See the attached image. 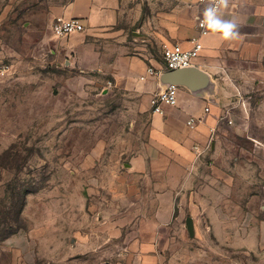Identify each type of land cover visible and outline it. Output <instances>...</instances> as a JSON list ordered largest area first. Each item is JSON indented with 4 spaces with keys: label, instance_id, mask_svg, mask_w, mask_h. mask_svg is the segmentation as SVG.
<instances>
[{
    "label": "rangeland",
    "instance_id": "rangeland-1",
    "mask_svg": "<svg viewBox=\"0 0 264 264\" xmlns=\"http://www.w3.org/2000/svg\"><path fill=\"white\" fill-rule=\"evenodd\" d=\"M71 1L0 0V232L22 227L0 241V264H139L140 253L126 246L135 221L117 225L113 216L140 201L143 184L133 183L130 167L151 147L154 113L97 71L93 53L64 51L52 26ZM141 22L116 28L132 53L163 62L153 41L142 47ZM82 33L96 47L104 38ZM234 79L220 155L201 157L196 172L204 182L230 181L217 187L215 206L243 234L215 235L203 219L191 237L188 203L182 233L167 235L165 250L142 253V264H264V60ZM116 226L120 237L111 233ZM85 243L99 250L81 252Z\"/></svg>",
    "mask_w": 264,
    "mask_h": 264
},
{
    "label": "crops",
    "instance_id": "crops-1",
    "mask_svg": "<svg viewBox=\"0 0 264 264\" xmlns=\"http://www.w3.org/2000/svg\"><path fill=\"white\" fill-rule=\"evenodd\" d=\"M127 2H69L58 17L82 19L86 32L104 36L101 39L104 42L96 47L87 41L84 33H74L61 40L64 51L94 54L97 71L111 79L115 87L140 96L150 106L152 95L162 89V83L159 77H148L145 81L140 77L150 66L161 69L163 62L132 53L124 28H116L122 20L129 24L142 20L139 32L144 48L147 41H153L160 51L173 44L191 49V41L199 38L203 50L195 66L206 75L201 90L192 92L179 86L177 105H165L163 114L153 115L151 147L134 158L131 167L128 165L133 183L140 182L144 190L135 206H129L122 215L116 211L118 215L113 216V220H117V225L122 219L130 223L135 221L128 232L130 242L126 246L128 251L140 253L139 264H142V253H151L156 248L163 251L166 246L163 239L167 235L173 230L182 233L177 225L184 218V205L188 203H191L194 229L199 230V221L206 219L215 235L243 234L242 227L232 224L231 214L215 206L220 194L217 187L220 183L229 187L230 181L219 182L216 177L208 176L204 182L196 170L199 172L202 158L213 159L220 155L219 139L224 132L221 121L228 104V91L235 84L234 77L245 73L249 63L264 60V0H232L225 18L235 19L240 24L242 38L235 41H222L218 34L210 31L200 34L197 16L205 4H199L198 0H139L133 5ZM111 38L114 41H110ZM193 117L197 120L191 126L188 122ZM213 129L218 130L214 136ZM212 139L216 142L211 143L210 150L199 156L194 147L203 151ZM153 176L155 179L151 180ZM137 178L143 179L136 181ZM122 232L119 226L111 231L115 237H120ZM82 246L81 252L99 250L98 244ZM159 257L161 260V255Z\"/></svg>",
    "mask_w": 264,
    "mask_h": 264
},
{
    "label": "built area",
    "instance_id": "built-area-1",
    "mask_svg": "<svg viewBox=\"0 0 264 264\" xmlns=\"http://www.w3.org/2000/svg\"><path fill=\"white\" fill-rule=\"evenodd\" d=\"M199 4H206L207 0H198ZM197 27L201 35H206L208 30L202 28L197 20ZM53 32L58 37H68L74 33H82L85 30L83 20L80 18L66 19L64 17H57L54 20L52 26ZM191 49H184L179 44H173L170 46H164L162 50L163 67L156 69L155 67H148L146 74L141 76L140 79L145 81L148 77H159L162 73L167 71H173L178 69H185L195 66L196 60L200 57V53L203 50V45L199 38L193 39ZM4 72L5 69H0V72ZM178 86L170 85L166 89H160L154 93L150 99V108L154 114H163V107L176 106L178 103ZM209 109L207 108L206 111ZM225 118V117H224ZM199 118L198 120H201ZM197 119L194 117L188 122L189 125L193 126ZM216 129H213L212 134L215 133ZM195 151L200 155L205 152L199 151V147H194Z\"/></svg>",
    "mask_w": 264,
    "mask_h": 264
},
{
    "label": "clouds",
    "instance_id": "clouds-1",
    "mask_svg": "<svg viewBox=\"0 0 264 264\" xmlns=\"http://www.w3.org/2000/svg\"><path fill=\"white\" fill-rule=\"evenodd\" d=\"M232 0H207L197 20L202 28L213 34H218L222 41H235L242 38L240 24L235 19H226L225 12L231 6ZM264 147V145H260Z\"/></svg>",
    "mask_w": 264,
    "mask_h": 264
},
{
    "label": "water",
    "instance_id": "water-1",
    "mask_svg": "<svg viewBox=\"0 0 264 264\" xmlns=\"http://www.w3.org/2000/svg\"><path fill=\"white\" fill-rule=\"evenodd\" d=\"M162 83V89H166L170 85L184 86L190 91H198L204 87L206 75L201 72L196 66H192L185 69H178L173 71H167L160 76ZM186 229L191 237L194 236V223L192 217H188L185 222Z\"/></svg>",
    "mask_w": 264,
    "mask_h": 264
},
{
    "label": "trees",
    "instance_id": "trees-1",
    "mask_svg": "<svg viewBox=\"0 0 264 264\" xmlns=\"http://www.w3.org/2000/svg\"><path fill=\"white\" fill-rule=\"evenodd\" d=\"M30 193L29 191H26V190H23L22 191V195L24 196V199H25V196ZM24 199H22V202L20 203V208L18 211H20V213H22V210L24 209V206H25V201H23ZM17 228L20 229L22 227H16L15 228H12L9 232L7 233H3V232H0V241H4L6 239H8L10 236H12L13 234H15L17 232Z\"/></svg>",
    "mask_w": 264,
    "mask_h": 264
}]
</instances>
